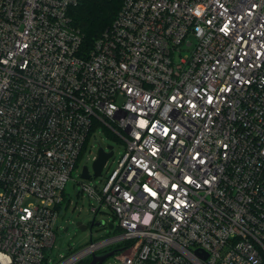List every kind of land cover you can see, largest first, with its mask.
<instances>
[{
    "label": "built area",
    "instance_id": "1",
    "mask_svg": "<svg viewBox=\"0 0 264 264\" xmlns=\"http://www.w3.org/2000/svg\"><path fill=\"white\" fill-rule=\"evenodd\" d=\"M78 3L0 0V264H49L96 126L120 232L59 264H264V0H122L89 50Z\"/></svg>",
    "mask_w": 264,
    "mask_h": 264
},
{
    "label": "rangeland",
    "instance_id": "2",
    "mask_svg": "<svg viewBox=\"0 0 264 264\" xmlns=\"http://www.w3.org/2000/svg\"><path fill=\"white\" fill-rule=\"evenodd\" d=\"M108 146H113L114 156L108 160L102 176H94V158L97 157L100 148L109 151ZM125 149L126 144L114 132L105 129L103 126L93 128L84 154L65 189L64 200L60 205V218L55 228L56 242L49 252V264H59L65 257L88 247L92 242L106 240L119 234V221L107 206H102L96 215V225L91 231V224L95 217L92 208H98L99 203L83 190V186L86 185L100 191L106 182V178L117 167ZM85 166L89 169L90 179L82 178V171ZM99 222L107 224L106 226H98L97 223ZM78 223H82L88 229H80ZM111 223L115 225L114 229L109 228L108 225ZM114 262L115 259L112 257L106 261V264H113Z\"/></svg>",
    "mask_w": 264,
    "mask_h": 264
},
{
    "label": "trees",
    "instance_id": "3",
    "mask_svg": "<svg viewBox=\"0 0 264 264\" xmlns=\"http://www.w3.org/2000/svg\"><path fill=\"white\" fill-rule=\"evenodd\" d=\"M121 7L122 0H79L71 9L73 23L84 36V49L89 50L93 47L95 41L112 25ZM88 142L89 140L81 157ZM82 264H89V260Z\"/></svg>",
    "mask_w": 264,
    "mask_h": 264
},
{
    "label": "water",
    "instance_id": "4",
    "mask_svg": "<svg viewBox=\"0 0 264 264\" xmlns=\"http://www.w3.org/2000/svg\"><path fill=\"white\" fill-rule=\"evenodd\" d=\"M108 150L106 151L104 148H100L98 151L97 158L93 162V170H94V176H102L103 169L107 163V161L113 157L114 155V148L113 146H108ZM82 178L84 179H90L91 175L89 174V169L87 166L83 168L82 171ZM96 225V217H94L92 224H91V231L92 228ZM98 226H106L105 222H99L97 223ZM78 226L82 230H87L88 227L83 225L82 223H78ZM110 229H114V224L111 223L108 225ZM115 255V251L108 252L104 255H92V260L89 264H104L109 258L113 257ZM207 257V256H206Z\"/></svg>",
    "mask_w": 264,
    "mask_h": 264
},
{
    "label": "flooded vegetation",
    "instance_id": "5",
    "mask_svg": "<svg viewBox=\"0 0 264 264\" xmlns=\"http://www.w3.org/2000/svg\"><path fill=\"white\" fill-rule=\"evenodd\" d=\"M107 253V252H106ZM106 253H102V254H100V255H104V254H106Z\"/></svg>",
    "mask_w": 264,
    "mask_h": 264
}]
</instances>
